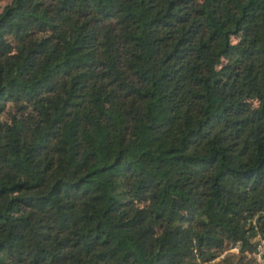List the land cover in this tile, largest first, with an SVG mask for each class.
I'll list each match as a JSON object with an SVG mask.
<instances>
[{
  "label": "trees",
  "instance_id": "16d2710c",
  "mask_svg": "<svg viewBox=\"0 0 264 264\" xmlns=\"http://www.w3.org/2000/svg\"><path fill=\"white\" fill-rule=\"evenodd\" d=\"M262 241L264 0L0 9V264H264Z\"/></svg>",
  "mask_w": 264,
  "mask_h": 264
},
{
  "label": "built area",
  "instance_id": "2783aa9c",
  "mask_svg": "<svg viewBox=\"0 0 264 264\" xmlns=\"http://www.w3.org/2000/svg\"><path fill=\"white\" fill-rule=\"evenodd\" d=\"M264 245V241H262L261 243H259V249L256 253V255L259 257V259L264 262V249L261 250V247ZM233 249H236V251L239 250L238 246H234Z\"/></svg>",
  "mask_w": 264,
  "mask_h": 264
},
{
  "label": "rangeland",
  "instance_id": "374dc122",
  "mask_svg": "<svg viewBox=\"0 0 264 264\" xmlns=\"http://www.w3.org/2000/svg\"><path fill=\"white\" fill-rule=\"evenodd\" d=\"M9 0H1V2H0V9H2L3 8V6L8 2ZM259 246V245H258ZM257 246V247H258ZM259 248V247H258ZM262 249H264V245L261 247V250ZM230 250H232V251H236V249H233V247L230 249Z\"/></svg>",
  "mask_w": 264,
  "mask_h": 264
}]
</instances>
